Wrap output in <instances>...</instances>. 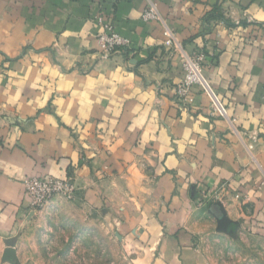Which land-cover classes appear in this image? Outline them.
Wrapping results in <instances>:
<instances>
[{
  "label": "crops",
  "instance_id": "obj_1",
  "mask_svg": "<svg viewBox=\"0 0 264 264\" xmlns=\"http://www.w3.org/2000/svg\"><path fill=\"white\" fill-rule=\"evenodd\" d=\"M149 2L176 49L142 20ZM103 24L127 53L103 54ZM198 55L226 116L201 86L178 92ZM45 176L70 179L69 203L118 223L142 264H202L216 204L230 232L264 236V0H0V237Z\"/></svg>",
  "mask_w": 264,
  "mask_h": 264
},
{
  "label": "rangeland",
  "instance_id": "obj_2",
  "mask_svg": "<svg viewBox=\"0 0 264 264\" xmlns=\"http://www.w3.org/2000/svg\"><path fill=\"white\" fill-rule=\"evenodd\" d=\"M225 25V16L221 19ZM34 208L10 236L0 237V264H142L144 251L118 223H94L62 197ZM242 229V228H241ZM202 264H264V236L247 229L194 236ZM8 248L16 259L9 261ZM146 262V261H145Z\"/></svg>",
  "mask_w": 264,
  "mask_h": 264
},
{
  "label": "built area",
  "instance_id": "obj_3",
  "mask_svg": "<svg viewBox=\"0 0 264 264\" xmlns=\"http://www.w3.org/2000/svg\"><path fill=\"white\" fill-rule=\"evenodd\" d=\"M142 20L145 22L155 21L164 26V36L166 37L164 46L174 48L178 46L172 31L165 25L155 4L149 2L144 9ZM100 22V20H99ZM98 43L104 55H111L117 52L127 53L130 50V40L114 32L111 24H103V32L98 37ZM182 66L186 72L185 79L178 92H184L191 85H199L210 98L221 116H226L225 109L212 90L207 80L201 72L203 56L185 57L182 59ZM25 194L30 200L31 207H43L55 197H62L66 200H72L75 193V187L70 179H57L51 176L32 177L24 181Z\"/></svg>",
  "mask_w": 264,
  "mask_h": 264
},
{
  "label": "water",
  "instance_id": "obj_4",
  "mask_svg": "<svg viewBox=\"0 0 264 264\" xmlns=\"http://www.w3.org/2000/svg\"><path fill=\"white\" fill-rule=\"evenodd\" d=\"M209 212L215 217L217 221V230L221 232H228L230 221L226 218L221 205H214ZM5 255L9 261H14L16 259L15 252L12 248H8L5 252Z\"/></svg>",
  "mask_w": 264,
  "mask_h": 264
}]
</instances>
